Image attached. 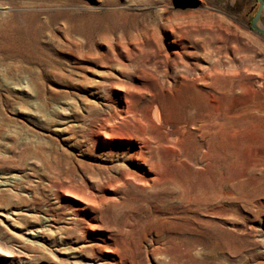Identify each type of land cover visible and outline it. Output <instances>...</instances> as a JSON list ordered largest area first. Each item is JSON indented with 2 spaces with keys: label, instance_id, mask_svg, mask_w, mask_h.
I'll return each instance as SVG.
<instances>
[{
  "label": "rangeland",
  "instance_id": "obj_1",
  "mask_svg": "<svg viewBox=\"0 0 264 264\" xmlns=\"http://www.w3.org/2000/svg\"><path fill=\"white\" fill-rule=\"evenodd\" d=\"M256 7L0 0V264H264ZM137 142L163 180L116 187Z\"/></svg>",
  "mask_w": 264,
  "mask_h": 264
},
{
  "label": "bare ground",
  "instance_id": "obj_2",
  "mask_svg": "<svg viewBox=\"0 0 264 264\" xmlns=\"http://www.w3.org/2000/svg\"><path fill=\"white\" fill-rule=\"evenodd\" d=\"M214 62V61H213ZM181 78V77H180ZM211 78V77H210ZM185 81V80H184ZM186 82V81H185ZM194 86V85H193ZM129 99L128 98H124V108L128 111L129 110ZM164 103V102H163ZM131 108V107H130ZM110 109V108H109ZM122 109V108H121ZM164 108H161L160 105H157V104H154L151 109H150V112H149V115H148V118H147V123L148 125H150L151 128H154L157 130L158 126L157 125H162V124H165L166 125V129L169 130V126L170 125H167V121H166V116H165V113H164ZM114 110V109H113ZM125 111V110H124ZM117 112V111H116ZM132 112V111H131ZM128 113V112H127ZM133 113V112H132ZM115 114V113H114ZM119 115V113H117ZM117 115V116H118ZM121 115V114H120ZM119 115V116H120ZM189 115V114H188ZM188 115L186 117V119L188 118ZM118 116V117H119ZM186 116V115H185ZM125 117V116H122V118ZM168 118V117H167ZM170 118V117H169ZM104 120V119H103ZM185 120V119H184ZM126 121V120H125ZM105 122V121H104ZM105 124V123H104ZM125 124V123H124ZM103 126V125H102ZM130 126V125H129ZM144 126V125H143ZM163 126V125H162ZM178 126V125H177ZM179 126L181 128H184L186 125L184 123H181L179 124ZM99 129V128H98ZM136 129V128H135ZM171 130V129H170ZM185 130V129H184ZM183 130V131H184ZM100 131V130H99ZM181 131V130H180ZM110 132V131H109ZM173 134H176V132H170L168 134V138L171 139V140H175L177 137L176 136H173ZM148 139V138H147ZM146 142V141H145ZM133 143V142H132ZM156 144V143H155ZM137 146H138V151H137V156L135 157L139 162H135L133 164V166H135L137 169H139L142 173H139L137 170H126L124 172H122L117 178L113 179V184L117 187L119 186H124L126 183H129V182H134L136 183H139V184H149L150 182H154L156 180H161V176L157 175V174H150V172H146V168L148 167V169L150 170V160H148L144 154H143V148L145 147V145L141 142H137ZM149 158V157H148ZM140 163H143V164H140ZM144 164H148L146 167H144ZM154 167V166H153ZM164 178V177H163ZM163 180V179H162ZM161 180V181H162ZM165 180V179H164ZM108 182V181H107ZM155 183V182H154ZM130 187L132 186L129 185ZM145 186H149V185H145ZM194 187V186H193ZM114 188V187H113ZM112 188V189H113ZM126 188V187H125ZM118 189V188H117ZM116 189V190H117ZM72 201H74L75 203V206L77 207V212H81V213H85V212H89L91 213V209L89 210V207H87L86 205H88V203H94V200L93 199H90L88 197H85V196H72ZM92 218V217H91ZM35 230V233L32 232V231H29V234L33 235V236H37L38 235V232L40 231V229H33ZM7 251V250H6ZM8 252V256H13L14 255V252H12L11 250L10 251H7ZM9 254H12V255H9Z\"/></svg>",
  "mask_w": 264,
  "mask_h": 264
},
{
  "label": "water",
  "instance_id": "obj_3",
  "mask_svg": "<svg viewBox=\"0 0 264 264\" xmlns=\"http://www.w3.org/2000/svg\"><path fill=\"white\" fill-rule=\"evenodd\" d=\"M257 1V7L252 15V18L250 20V28L254 30L256 33L260 34L262 37H264V26L261 24V10L264 6V0H256Z\"/></svg>",
  "mask_w": 264,
  "mask_h": 264
}]
</instances>
